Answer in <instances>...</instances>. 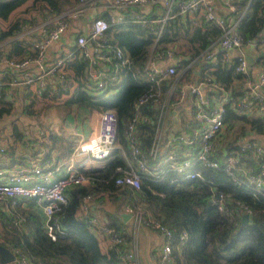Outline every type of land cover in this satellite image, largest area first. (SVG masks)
<instances>
[{
  "label": "trees",
  "instance_id": "16d2710c",
  "mask_svg": "<svg viewBox=\"0 0 264 264\" xmlns=\"http://www.w3.org/2000/svg\"><path fill=\"white\" fill-rule=\"evenodd\" d=\"M76 3L77 0H0V41L9 39L6 59H17L30 53L29 43L19 36L22 31L42 21L46 15H57ZM22 6L25 7L18 12ZM92 17H105V13L100 11ZM263 26L264 0H250L237 26L243 40L255 37ZM217 34L215 26L205 22L197 24L188 13L175 14L169 18L157 40V46L158 49L170 48L173 55L179 56L174 67L179 83L193 80L195 74H203L205 66L196 73L193 68H182ZM152 36L148 26L137 21L110 24L103 32L104 40L120 47L128 59L127 63L118 67L117 80L103 87H95L96 83L90 76L92 67L88 66L87 61L73 55L65 62L70 81L56 83L55 88L49 85L39 96L55 99L64 93L66 96L60 102L64 107L74 104L96 113L112 109L117 119L115 141L122 146L125 156L129 157L124 147L125 133L134 114V101L151 86L143 64L151 48ZM253 60L252 64L256 61L264 67V55H258ZM195 62L198 63L199 59L196 58L193 65ZM206 67H212L206 74L212 76L223 89L229 90L231 95L241 94L245 90L244 80L248 75L234 73L231 65ZM10 107L5 96L0 95V115ZM138 112L145 118L135 122L134 135L139 152L145 155V169L139 172L137 189L114 183V178L119 174L115 170L116 166L126 167L125 157L114 150L112 157L101 167L85 173L90 179L87 185L72 184L64 189L65 202L50 219L55 226L53 239L42 227L35 200L17 197L11 212L0 211V245L9 249L14 257L23 253L45 264H125L121 256L131 247L132 229L127 222L122 221L119 212L129 206L137 210L142 218L158 220L171 231L169 264H264L263 203L253 198L243 185L231 183L222 171L221 164L217 168L197 166L203 174L202 179H174L177 174L166 170L164 158L172 147L165 143L164 136L155 154L151 156L148 153L155 109L145 103L138 107ZM223 123L225 131L220 137L219 147L228 152L238 151L235 139L248 130L264 136V113L237 114L224 105ZM40 145L57 147L58 150L68 147V154L69 147H72L69 140L52 131L45 134ZM262 147L264 149V143ZM220 150L217 151V158H220ZM244 160L246 165L255 164L253 158ZM219 192L229 195L224 210H218L214 202ZM91 197L100 198L99 201L106 200L113 210L112 213L105 212L104 221H101V225L111 228L108 235L110 244L104 251L99 248L94 234L98 227L90 222L92 216L82 210L84 199L89 200ZM237 203L251 210L246 224L240 223L241 212ZM181 231L185 237L179 243L177 235ZM114 235L118 237L117 241H113Z\"/></svg>",
  "mask_w": 264,
  "mask_h": 264
},
{
  "label": "built area",
  "instance_id": "2783aa9c",
  "mask_svg": "<svg viewBox=\"0 0 264 264\" xmlns=\"http://www.w3.org/2000/svg\"><path fill=\"white\" fill-rule=\"evenodd\" d=\"M250 0H77V3L65 11L43 19L25 29V34L37 33L29 38L28 49L17 59H6L7 78L0 80V95H4L10 104L14 103L12 89L21 86L25 92L32 90L35 95L48 84L68 82L65 62L73 57L87 61L92 67L90 76L95 87H103L117 80V70L127 63V56L120 47L108 44L103 37L104 30L113 23L137 21L147 25L153 33L151 48L144 61L143 70L151 86L139 94L133 103L134 114L127 126L124 147L115 141L117 119L112 109H104L96 114V130L85 139L75 143L70 158L63 165L56 162L53 155L39 159L37 155L27 157L23 164L11 163L6 147L0 143V211L11 212L17 197L33 198L41 216L43 229L49 237H55V226L50 222L52 214L65 202L64 189L72 184L87 185L90 181L79 167L86 159L103 161L112 157V151L118 147L125 157L126 167L116 166L119 172L114 178L117 185H128L137 189L139 172L145 169V155L139 152L134 135L137 120H143L138 107L148 103L155 109L154 129L149 144V155L153 156L161 138L172 147L165 155L166 170L174 171V179H193L203 177L197 166L217 168L236 186H244L253 198L264 205V149L254 139L237 137L238 151L228 152L222 147L220 137L224 135V105L237 114L264 113V67L259 68L255 76L244 80L245 90L241 94L231 95L207 73V65H231L234 73L248 74L247 57L241 51L243 45L249 46L254 59L264 55V26L251 39L243 40L237 26ZM101 3L105 17H92L87 23L86 32L73 36L72 50L49 57L50 45L59 41L65 34L69 20L87 14V10ZM141 5H156L158 10L152 15H143L137 8ZM188 13L195 23L205 22L215 26L218 34L191 60H187L182 69L203 68V74L193 75V80L179 83L176 79L175 65L179 56L172 54L170 48L158 49L157 40L165 24L175 14ZM21 37V33L19 34ZM104 49V50H103ZM186 55L184 56V58ZM198 58L199 62L193 61ZM117 59V61H113ZM172 74L173 78L167 79ZM175 110L176 122H171V112ZM182 127V128H180ZM221 149L220 158L217 151ZM241 156L243 157L241 159ZM110 157V158H111ZM255 159L254 165H246L244 159ZM228 193L219 192L214 197L218 210H224ZM88 199L85 198L84 201ZM83 203L82 208L86 209ZM239 211L246 213L249 220L251 210L236 204ZM244 211V212H243ZM124 212L133 218L134 226L143 223L162 236L156 264H169L171 261V231L158 220L144 219L137 210L129 206ZM240 214V215H241ZM90 222L104 233L110 234L111 228L99 224L94 217ZM185 233L179 232L177 240L183 241ZM118 237L113 236V241ZM177 246V244H176ZM125 264H137L136 253L131 247L122 254ZM16 264H45L41 260L23 253L14 258Z\"/></svg>",
  "mask_w": 264,
  "mask_h": 264
},
{
  "label": "crops",
  "instance_id": "0c3cea01",
  "mask_svg": "<svg viewBox=\"0 0 264 264\" xmlns=\"http://www.w3.org/2000/svg\"><path fill=\"white\" fill-rule=\"evenodd\" d=\"M26 4L27 3H25V5ZM102 9L103 8L101 6V3L97 2L94 7L87 10V14L71 18L69 20L68 27L64 36L59 41L51 43V47L48 52L49 57L54 58L58 54H64L65 52H68V50L72 47L71 44L73 36L79 32H86L88 25L87 22L92 18L94 14L99 13L100 11L102 12ZM137 10L139 13L148 16L152 15V13H156L158 7L156 5H141L138 6ZM45 17L47 18L48 16L46 15ZM24 31L21 32V39L27 42V44L29 43V38L38 36L37 33L25 34ZM8 40L9 39L0 41V80L7 77L6 54L9 48ZM241 51L247 57V75L249 77L255 76L259 71V68H261L262 66L256 61L255 64H252V62L254 61L252 58L253 53L249 46L243 45ZM196 72H198V69H196L194 73ZM49 85L50 87L55 88L54 84H48V86ZM12 93L14 103L16 101V97H18L24 104H28L26 106H29V108H27L26 111H33V109H35L33 111V117L35 118V129L31 130L29 138L21 139L20 144H18L15 139L12 140L8 144L10 146V150L7 148L3 140H0V143L7 148V151L11 158L10 161L13 164H23V161L27 157H34V155H37L39 159H43L46 156L53 155L56 162L63 165V163H65L70 158L75 143H77L81 139H85L96 130L97 113L88 111L86 108L74 104H70L67 107H64L62 104H60L62 98L66 96L64 93H60L58 98L56 97L55 99H51L49 96L42 97L39 96L40 94L35 95L32 90L31 92L30 90L28 92H25L19 85L15 86L12 89ZM13 104H11V106ZM92 113L94 114L93 124L90 123ZM171 122H176L174 116H172ZM48 131H52L58 136H62L70 141L72 147L71 149L69 147V154L66 153V149H68V147H60V150H58L57 147L48 148L42 147L40 145V141L44 140L45 134H47ZM83 131H85L86 134ZM114 150L121 153L118 147H115ZM106 160L94 161L91 159H86L85 162L79 167V169L83 174H85L92 169L101 167ZM103 196L104 195H101V197ZM98 199H94L93 197H91L89 200L84 201L86 209L82 208V210L87 211L100 224L102 223L101 221H104V213H112L113 210L112 206L106 200L102 199L99 201ZM37 213H39L38 210ZM121 213H126L124 212V208L120 210L119 215H121ZM123 222H127L132 229L131 243L136 253L137 264H156L158 250L163 240L161 234L147 227L143 223H138L137 226H134L133 218L131 216ZM94 234L98 240L99 248L104 251L110 244V237L108 236L109 234L104 233L98 229H95ZM13 264L16 263L13 262Z\"/></svg>",
  "mask_w": 264,
  "mask_h": 264
},
{
  "label": "rangeland",
  "instance_id": "374dc122",
  "mask_svg": "<svg viewBox=\"0 0 264 264\" xmlns=\"http://www.w3.org/2000/svg\"><path fill=\"white\" fill-rule=\"evenodd\" d=\"M24 7L25 6H22L20 9L18 8V12H21ZM25 14L28 16V13ZM26 105L28 104H24L20 98L16 97L15 103L6 112L0 115V140H3L9 150L10 146L8 144L12 140L15 139V141L20 144V140L29 138L31 130L35 129V118L33 117V111L35 109H33V111H26L27 108H29V106ZM93 116L94 114L92 113V118L90 120L92 124L94 123ZM83 132L86 134L85 131ZM242 137L254 139L256 143L261 146L264 143V136L252 130H248ZM13 262L14 261L10 264H13Z\"/></svg>",
  "mask_w": 264,
  "mask_h": 264
},
{
  "label": "water",
  "instance_id": "95a60500",
  "mask_svg": "<svg viewBox=\"0 0 264 264\" xmlns=\"http://www.w3.org/2000/svg\"><path fill=\"white\" fill-rule=\"evenodd\" d=\"M178 107H176L172 112L171 115L174 116L175 115V110L178 109ZM121 218L122 221L127 220V218L130 217L129 213H121ZM247 214L246 213H242L240 215V223L241 224H246L247 223ZM14 255L11 253V251H9V249H7L6 247H3L2 245H0V264H10L13 260H14Z\"/></svg>",
  "mask_w": 264,
  "mask_h": 264
}]
</instances>
